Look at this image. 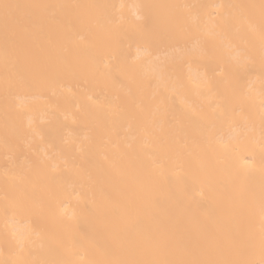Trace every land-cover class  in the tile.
<instances>
[{
	"label": "bare ground",
	"instance_id": "obj_1",
	"mask_svg": "<svg viewBox=\"0 0 264 264\" xmlns=\"http://www.w3.org/2000/svg\"><path fill=\"white\" fill-rule=\"evenodd\" d=\"M0 264H264V0H0Z\"/></svg>",
	"mask_w": 264,
	"mask_h": 264
},
{
	"label": "snow or ice",
	"instance_id": "obj_2",
	"mask_svg": "<svg viewBox=\"0 0 264 264\" xmlns=\"http://www.w3.org/2000/svg\"><path fill=\"white\" fill-rule=\"evenodd\" d=\"M4 7H5V8H8V7H9V5H4Z\"/></svg>",
	"mask_w": 264,
	"mask_h": 264
}]
</instances>
